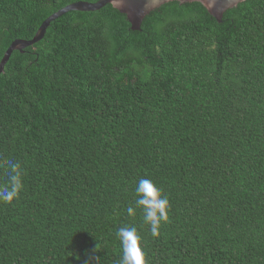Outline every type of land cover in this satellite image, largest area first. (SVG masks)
Instances as JSON below:
<instances>
[{
  "label": "trees",
  "instance_id": "trees-1",
  "mask_svg": "<svg viewBox=\"0 0 264 264\" xmlns=\"http://www.w3.org/2000/svg\"><path fill=\"white\" fill-rule=\"evenodd\" d=\"M76 1L0 0V61ZM6 160L0 264H119L122 226L148 264H264V0L222 22L171 1L141 30L110 3L59 16L0 74V184ZM142 177L170 204L155 237L126 211Z\"/></svg>",
  "mask_w": 264,
  "mask_h": 264
},
{
  "label": "clouds",
  "instance_id": "clouds-1",
  "mask_svg": "<svg viewBox=\"0 0 264 264\" xmlns=\"http://www.w3.org/2000/svg\"><path fill=\"white\" fill-rule=\"evenodd\" d=\"M5 181L0 184V202L11 204L18 199L24 188L21 164L13 160L3 163ZM135 207L129 206V216H135L136 210L142 211L143 222L149 227L152 236L160 234L161 224L169 220V200L153 180L140 178L135 187ZM122 248L119 264H148L143 248V237L135 226H122L116 233Z\"/></svg>",
  "mask_w": 264,
  "mask_h": 264
},
{
  "label": "water",
  "instance_id": "water-1",
  "mask_svg": "<svg viewBox=\"0 0 264 264\" xmlns=\"http://www.w3.org/2000/svg\"><path fill=\"white\" fill-rule=\"evenodd\" d=\"M171 1H178L180 3L200 2L209 12V14H211L218 22H222L223 15L228 9L237 6L240 2H243L245 0H97L95 2L83 0L76 1L60 8L56 12L52 13L48 18H46L39 26L33 38L14 40L7 48L0 61V74L3 72L6 63L10 59L11 54L14 50L23 51L24 48L39 42L45 36L46 30L50 23L68 11H94L101 9L106 4L110 3L118 11L126 15L128 22L131 24L132 30H141V24L147 14H149L152 10L160 7L161 5Z\"/></svg>",
  "mask_w": 264,
  "mask_h": 264
}]
</instances>
